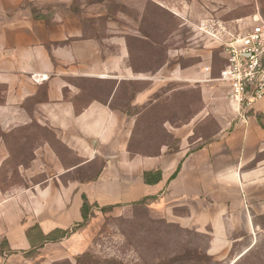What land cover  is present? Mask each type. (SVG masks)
<instances>
[{"label":"crops","instance_id":"obj_1","mask_svg":"<svg viewBox=\"0 0 264 264\" xmlns=\"http://www.w3.org/2000/svg\"><path fill=\"white\" fill-rule=\"evenodd\" d=\"M237 6L0 0V264H49L46 237L82 220L84 197L98 207L143 202L210 234L213 256L244 234L251 242L242 254L256 244L264 233V96L249 110L230 101L233 112L211 138L190 144L189 125L172 124L173 102L154 94L177 79L203 84L210 62L181 67L177 51L161 61L139 47L152 39L142 26L164 11L193 19L196 31L202 17ZM149 121H162L165 141L146 142ZM172 134L181 138L176 149Z\"/></svg>","mask_w":264,"mask_h":264},{"label":"rangeland","instance_id":"obj_2","mask_svg":"<svg viewBox=\"0 0 264 264\" xmlns=\"http://www.w3.org/2000/svg\"><path fill=\"white\" fill-rule=\"evenodd\" d=\"M257 13L264 15V0H238V6L223 11L220 19L244 29ZM158 16L160 20L155 25L142 26L141 32L152 37L139 44L142 54L164 61L168 54L177 51V57L172 60L181 67L204 60L212 68L203 84L177 79L159 87L154 95L173 102L172 114L176 120L172 124L189 125V132L193 133L190 144L200 135L209 139L221 127L220 118H227L233 112L227 87L216 80L225 63L222 48L197 33L193 19L187 21L168 11ZM129 93L132 91H128V96ZM147 123L148 127L141 130V134H147L146 142L155 145L165 141L160 130L162 121ZM171 136L176 149L181 138ZM57 237L43 250L50 257L49 264H264V233L244 254L251 242L246 234L226 254L213 256L208 252L210 234L184 227L152 211L143 202L92 206L86 220L58 233Z\"/></svg>","mask_w":264,"mask_h":264},{"label":"built area","instance_id":"obj_3","mask_svg":"<svg viewBox=\"0 0 264 264\" xmlns=\"http://www.w3.org/2000/svg\"><path fill=\"white\" fill-rule=\"evenodd\" d=\"M251 21L247 28H230L225 21L206 15L196 24L199 34L222 48L225 63L216 80L228 88L229 99L239 110L251 109L264 96V15L257 13ZM202 71L208 76L211 64H204Z\"/></svg>","mask_w":264,"mask_h":264},{"label":"trees","instance_id":"obj_4","mask_svg":"<svg viewBox=\"0 0 264 264\" xmlns=\"http://www.w3.org/2000/svg\"><path fill=\"white\" fill-rule=\"evenodd\" d=\"M155 178H157V177H155ZM145 180L148 181V182L151 181L150 178H149V173H148V172L145 173ZM138 203H142V202H138ZM92 206H97V205H95V204H89V203L87 202V200L85 199V197H84V201H83V204H82V207H81V213H82V219H83V220H86V219H87L88 210H89ZM105 207H106V206H105ZM102 208H103V207H102ZM62 232H64V231H58V232L54 233V235L52 234V235H50V236H47V237H46V240H47V241H53V240H55V239L58 238V237H57V234H58V233H62Z\"/></svg>","mask_w":264,"mask_h":264}]
</instances>
